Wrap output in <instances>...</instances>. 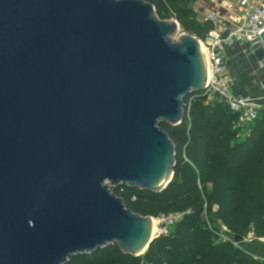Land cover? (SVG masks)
<instances>
[{"label":"water","instance_id":"obj_1","mask_svg":"<svg viewBox=\"0 0 264 264\" xmlns=\"http://www.w3.org/2000/svg\"><path fill=\"white\" fill-rule=\"evenodd\" d=\"M172 29L144 0H0V264L147 252L153 217L113 189L159 192L174 177L160 125L183 121L206 73L199 40L182 31L172 45Z\"/></svg>","mask_w":264,"mask_h":264},{"label":"trees","instance_id":"obj_2","mask_svg":"<svg viewBox=\"0 0 264 264\" xmlns=\"http://www.w3.org/2000/svg\"><path fill=\"white\" fill-rule=\"evenodd\" d=\"M161 20L175 19L183 32L205 40L212 22L199 20L186 0H144ZM186 98L179 125L161 123L175 146L174 177L162 191L122 185L113 189L128 209L153 218L180 215L171 232L157 236L142 256L118 244L67 264H264L217 231L264 239V109L249 132L234 129L238 118L219 102ZM209 223L213 227L208 226Z\"/></svg>","mask_w":264,"mask_h":264},{"label":"built area","instance_id":"obj_3","mask_svg":"<svg viewBox=\"0 0 264 264\" xmlns=\"http://www.w3.org/2000/svg\"><path fill=\"white\" fill-rule=\"evenodd\" d=\"M216 9H224L220 14L217 10L211 12L206 20L212 22L203 46L207 53L210 71L209 80L199 95L205 99V104L216 102L226 105L233 114L238 116L234 129L241 135L249 132L257 121L262 109L253 98L237 96L232 91L233 81L228 77L226 51L239 44L251 48L261 42L264 32V0H211ZM251 50H248L250 52ZM166 224L160 226L156 235H167L168 226L174 225L172 217H161ZM169 221V223H168ZM223 232V233H222ZM221 240H229L225 226H222Z\"/></svg>","mask_w":264,"mask_h":264},{"label":"crops","instance_id":"obj_4","mask_svg":"<svg viewBox=\"0 0 264 264\" xmlns=\"http://www.w3.org/2000/svg\"><path fill=\"white\" fill-rule=\"evenodd\" d=\"M194 6L196 12H202L204 8L201 1ZM208 15L215 11L214 4H210ZM246 44H239L226 51L228 61V73L230 74L237 96L260 97L264 96V67L256 68L257 60ZM224 226L221 224V227ZM240 248L250 253L256 259L264 262V239L255 237L254 234L245 238Z\"/></svg>","mask_w":264,"mask_h":264},{"label":"rangeland","instance_id":"obj_5","mask_svg":"<svg viewBox=\"0 0 264 264\" xmlns=\"http://www.w3.org/2000/svg\"><path fill=\"white\" fill-rule=\"evenodd\" d=\"M199 1H201V3H202V5H203V9H202V12L200 13V12H197V15H198V19L199 20H206L208 17H207V14H208V12H209V9L211 8V5L210 4H212V1L211 0H186V2H187V4L190 6V7H192V8H194V6L196 5V4H200V3H198ZM220 14H223L225 11H224V9H216ZM174 21H175V19H170V20H162V22L164 23V24H171V25H173V29L172 30H169V34L167 35V40L172 44V45H175V44H177V43H180V41H179V38H180V34L182 33V31H180V30H178V29H176L175 27H174ZM198 39V38H197ZM199 40V51H200V47L201 46H203L204 44H203V42H204V40H200V39H198ZM226 59H227V57H226ZM227 67H228V61H227ZM226 73H227V75H228V77L232 80V78H231V76H230V74L228 73V70L226 71ZM232 91H233V93L235 94V95H237L236 93H235V90L232 88ZM172 217V219H174V221L177 219H179L180 218V215H172L171 216ZM153 220H155L156 221V226H157V229L159 230L160 229V226H162V225H164V224H166V221L164 222V220L162 219V218H153ZM168 223H169V221H168ZM175 225V224H174ZM174 225H170V226H168V230H169V233L171 232V230L173 229V226ZM208 226H210V227H213V224L212 223H209L208 224ZM158 230H157V232H158ZM222 227H221V225L219 224V229H218V231H217V233H218V235H220V239H221V237H222ZM168 233V234H169ZM252 234V233H251ZM251 234H249V235H251ZM226 236H228L229 237V239L231 240V242L234 244V245H236L235 243H234V240L230 237V235H229V233H226ZM249 237V236H248ZM238 245V244H237Z\"/></svg>","mask_w":264,"mask_h":264},{"label":"bare ground","instance_id":"obj_6","mask_svg":"<svg viewBox=\"0 0 264 264\" xmlns=\"http://www.w3.org/2000/svg\"><path fill=\"white\" fill-rule=\"evenodd\" d=\"M200 53H201L202 60H203L204 66H205L206 83H207V81L209 80L210 71H209L208 62H207V56H206L207 53H206V50H205L204 46L200 47ZM157 230L158 229H157V226H156V221L152 220V236H155L157 234Z\"/></svg>","mask_w":264,"mask_h":264}]
</instances>
